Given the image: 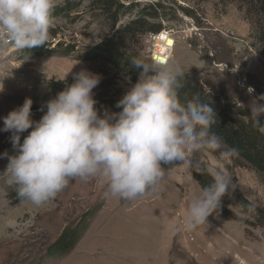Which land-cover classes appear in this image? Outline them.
Returning a JSON list of instances; mask_svg holds the SVG:
<instances>
[{
  "label": "rangeland",
  "instance_id": "374dc122",
  "mask_svg": "<svg viewBox=\"0 0 264 264\" xmlns=\"http://www.w3.org/2000/svg\"><path fill=\"white\" fill-rule=\"evenodd\" d=\"M94 1L59 0L44 45L0 46V174L15 154L3 118L31 97L32 119L39 121L38 107L46 106L41 97L49 80L67 79L82 69L99 74L103 87L96 107L101 114L121 110L116 105L134 85L131 77L104 58H83L104 40L118 39L115 31L135 20L152 31L138 36V43L120 40L122 50H138L150 58L151 36L170 31L175 40L169 38L176 41L170 58L214 99L229 98L242 121L249 120L251 102L264 96L263 0H116L112 12ZM260 122L264 135V115ZM31 130L21 134V143ZM200 152L213 176L227 173L232 186L264 208V179L255 169L222 143ZM223 152L231 154L224 158ZM200 191L186 163L165 171L153 191L134 200L111 196L105 180H70L54 199L36 206L27 200L15 202L6 177L0 176V205L7 209L0 213V264H264V229L222 214L229 208L254 221L233 198L220 202L195 229L184 228L189 202ZM87 211L92 216L73 248L48 254L63 230L75 226Z\"/></svg>",
  "mask_w": 264,
  "mask_h": 264
},
{
  "label": "clouds",
  "instance_id": "9594fccd",
  "mask_svg": "<svg viewBox=\"0 0 264 264\" xmlns=\"http://www.w3.org/2000/svg\"><path fill=\"white\" fill-rule=\"evenodd\" d=\"M58 3L0 0V46L44 45ZM131 63L142 71L117 102L119 112L105 109L101 114L93 90L102 77L82 69L73 74V83L47 102L39 121L32 119L31 97L3 118V131L12 133L15 154L8 157L0 176L6 177L18 197L39 206L54 199L70 180L100 179L107 181L111 196L134 200L158 186L165 177L162 164L187 162L195 151L221 146L211 132L214 109L198 98L181 101L183 72L174 58H136ZM260 100L264 96L249 105L256 124L264 115ZM30 128L21 143V134ZM230 154L221 153L224 158ZM230 186L227 173L215 174L213 182L190 200L184 228L193 230L207 221Z\"/></svg>",
  "mask_w": 264,
  "mask_h": 264
},
{
  "label": "trees",
  "instance_id": "16d2710c",
  "mask_svg": "<svg viewBox=\"0 0 264 264\" xmlns=\"http://www.w3.org/2000/svg\"><path fill=\"white\" fill-rule=\"evenodd\" d=\"M97 2L98 7L107 12H112L113 9L118 6L116 0H97ZM262 3L264 4V0ZM114 15V26H116L118 22V15H116L115 12ZM147 31L152 30L146 28L139 20H135L127 26L119 27L115 31V36H117L118 39L104 40V42H101L99 45L91 48L83 59L92 61L104 58L107 62L113 65L117 71L123 75L130 76L132 82L135 84L140 78L142 69L134 67L131 61L136 58L151 59L143 56L138 50H122L120 46L123 43L121 44L119 41H129L133 44L135 42L138 43L139 41H137L136 38ZM73 82V77L67 79L49 80L47 82V92L41 97V99L47 104L50 99L55 98L60 91L64 90ZM181 83L183 85V87L179 89L181 101L186 102L188 100H192L193 98H198L200 102L210 105L214 109V123L211 126V132L215 133L220 138V143L236 154L242 161L255 169L261 178L264 179V135L260 131L261 125L254 123L251 117H249V120L246 122L242 121L237 114L236 107L230 104L229 98L226 99L227 102H221L214 99L203 89L202 86L196 85L190 79L189 75L183 74ZM102 87L103 82L101 81L93 90L95 98H97L100 94ZM38 108V117L41 119L47 111V108L45 105L43 106V110L42 106ZM36 119L37 118H35V120ZM186 163L188 164L189 170L201 189L213 182V175L208 171L202 161L200 150L193 152L188 157L187 162L178 161L173 164H162V167L165 168V171H168ZM10 194L11 198L17 203L25 201L18 197L14 187H11ZM231 198L235 199L238 204L241 205V209L244 212L248 210V212L252 213L254 221L248 222L246 218L237 216L229 208L223 209L222 214L224 216L240 221L244 225L250 223V225H258L264 229V208L251 203L246 198L244 193L234 186L229 187L220 202L226 203ZM91 216L92 214L87 211L84 215H82L81 219L75 226L65 228L59 237L48 247V254H54L57 252L66 253L71 250L75 242L80 239L83 229L87 228ZM246 232L249 233L248 228H246Z\"/></svg>",
  "mask_w": 264,
  "mask_h": 264
},
{
  "label": "built area",
  "instance_id": "2783aa9c",
  "mask_svg": "<svg viewBox=\"0 0 264 264\" xmlns=\"http://www.w3.org/2000/svg\"><path fill=\"white\" fill-rule=\"evenodd\" d=\"M168 37L173 38L171 32L168 30H163L162 32L153 34L151 36L150 40H151L152 46H153L150 50V55H149L151 60L152 59H163V58H165V60L168 59L169 50L167 52H165L163 49V45L166 44V39ZM173 39L175 40V38H173ZM175 44H176V41L174 43V46H175ZM174 46H168L169 48H172V52H173ZM234 73H240V72L237 69H234Z\"/></svg>",
  "mask_w": 264,
  "mask_h": 264
},
{
  "label": "bare ground",
  "instance_id": "6f19581e",
  "mask_svg": "<svg viewBox=\"0 0 264 264\" xmlns=\"http://www.w3.org/2000/svg\"><path fill=\"white\" fill-rule=\"evenodd\" d=\"M174 42H175V41H174L172 38H169V37H168V38L166 39V44L163 45V49H164L165 52H167V51L169 50L168 59H169L170 57H173L172 55L170 56V54H172V53H171L172 51H171V48H169L168 46H172V45H174ZM2 49H3V48L0 47V51H2ZM6 49H7V48H6ZM163 49H162V50H163ZM1 57H2V56H1V54H0V59H1ZM157 58H158V57H157ZM163 59L165 60V58H163ZM225 67H227V66H225ZM2 212H3V213L7 212V209H6L5 205H0V213H2Z\"/></svg>",
  "mask_w": 264,
  "mask_h": 264
},
{
  "label": "crops",
  "instance_id": "0c3cea01",
  "mask_svg": "<svg viewBox=\"0 0 264 264\" xmlns=\"http://www.w3.org/2000/svg\"><path fill=\"white\" fill-rule=\"evenodd\" d=\"M174 50V49H173ZM173 53V52H172Z\"/></svg>",
  "mask_w": 264,
  "mask_h": 264
}]
</instances>
